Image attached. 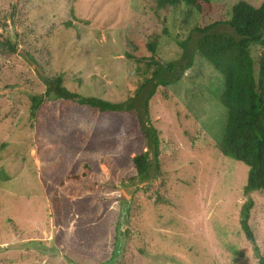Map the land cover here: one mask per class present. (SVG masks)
<instances>
[{"label": "rangeland", "instance_id": "374dc122", "mask_svg": "<svg viewBox=\"0 0 264 264\" xmlns=\"http://www.w3.org/2000/svg\"><path fill=\"white\" fill-rule=\"evenodd\" d=\"M212 1L225 17L238 0ZM154 7V0H0V264L113 257V264H258L264 256V192L244 194L247 166L217 147L223 78L196 52L199 14ZM214 30L239 38L228 24ZM190 31L181 54L177 41ZM153 33L165 46L156 59L174 67L166 87L147 83L138 111L95 115L73 104L60 112L61 100L51 99L30 127V95L44 93L50 76L63 75L85 96L125 100L135 80L126 41L136 39L148 55ZM249 48L255 57L261 50ZM150 125L159 129L157 161L143 131ZM143 151L149 169L140 176L132 158ZM249 199L254 243L239 224Z\"/></svg>", "mask_w": 264, "mask_h": 264}, {"label": "trees", "instance_id": "16d2710c", "mask_svg": "<svg viewBox=\"0 0 264 264\" xmlns=\"http://www.w3.org/2000/svg\"><path fill=\"white\" fill-rule=\"evenodd\" d=\"M154 2L156 12L179 6L189 7L198 12L199 18L191 29L199 34L196 52L223 78L222 88L216 99L224 107L226 119L218 150L223 156L247 166L244 194L258 190L264 192V34L261 33L264 28V1L256 7L246 0H238L232 5L230 14L225 17L224 13L218 12L217 4L212 0H154ZM186 22L187 19L184 20V24ZM219 24H228L239 38L230 33L215 31L214 27ZM190 39L191 31L185 38L177 41L181 54L186 51ZM250 42L260 46V53L256 57L251 53ZM6 44L15 51L14 43L6 41ZM162 47L165 46H162L160 35L156 33L148 36L145 41L148 55L142 53L143 46L139 41L134 38L127 39L125 56L129 62L134 63L133 71L127 75L129 79L135 76V80L131 81L129 94L125 100L112 101L82 95L64 84L63 75L46 78L44 93L30 95L29 118L32 119L30 127L33 126V120L40 119V111L44 110L43 102L51 99L61 100L60 112L73 107V104L86 106L95 115L138 111L136 102L147 83L156 79L155 87H166L169 84L167 73L174 67L173 63L169 61L165 65L155 57L161 56ZM165 97L167 98V94ZM150 98L151 96L144 100L147 114H150ZM143 131L151 140L157 161L159 129L150 125ZM132 161L138 175L146 174L149 169L146 151L136 154ZM253 207L252 199L243 204L239 212V224L245 237L254 243L255 238L249 223ZM254 248L258 250L256 245ZM118 250L117 246L113 255H116ZM140 251L143 249L140 248ZM257 257L258 264H264V256L257 254ZM113 260L114 257L96 264H111Z\"/></svg>", "mask_w": 264, "mask_h": 264}, {"label": "water", "instance_id": "95a60500", "mask_svg": "<svg viewBox=\"0 0 264 264\" xmlns=\"http://www.w3.org/2000/svg\"><path fill=\"white\" fill-rule=\"evenodd\" d=\"M220 32V31H219Z\"/></svg>", "mask_w": 264, "mask_h": 264}]
</instances>
